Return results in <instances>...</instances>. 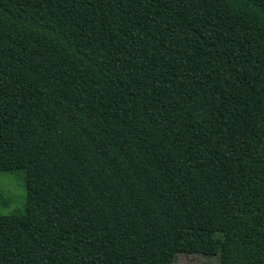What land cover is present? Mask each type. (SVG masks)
Returning <instances> with one entry per match:
<instances>
[{"label": "trees", "instance_id": "1", "mask_svg": "<svg viewBox=\"0 0 264 264\" xmlns=\"http://www.w3.org/2000/svg\"><path fill=\"white\" fill-rule=\"evenodd\" d=\"M0 264H264V0H0Z\"/></svg>", "mask_w": 264, "mask_h": 264}, {"label": "rangeland", "instance_id": "2", "mask_svg": "<svg viewBox=\"0 0 264 264\" xmlns=\"http://www.w3.org/2000/svg\"><path fill=\"white\" fill-rule=\"evenodd\" d=\"M23 178L20 173L0 174V215L23 212ZM173 264H219L218 255L192 254L175 256Z\"/></svg>", "mask_w": 264, "mask_h": 264}]
</instances>
